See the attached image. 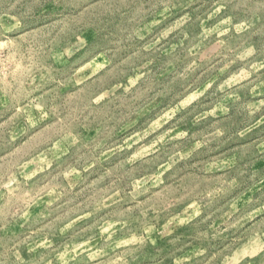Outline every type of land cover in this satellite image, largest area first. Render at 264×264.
Wrapping results in <instances>:
<instances>
[{"label": "rangeland", "instance_id": "obj_1", "mask_svg": "<svg viewBox=\"0 0 264 264\" xmlns=\"http://www.w3.org/2000/svg\"><path fill=\"white\" fill-rule=\"evenodd\" d=\"M0 264H264V0H0Z\"/></svg>", "mask_w": 264, "mask_h": 264}]
</instances>
